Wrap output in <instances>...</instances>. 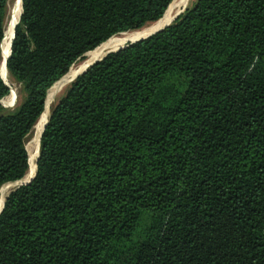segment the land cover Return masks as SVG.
<instances>
[{
  "label": "trees",
  "instance_id": "trees-1",
  "mask_svg": "<svg viewBox=\"0 0 264 264\" xmlns=\"http://www.w3.org/2000/svg\"><path fill=\"white\" fill-rule=\"evenodd\" d=\"M171 1L21 0L0 188L29 168L50 84ZM6 15L0 0V50ZM46 119L33 177L3 199L0 264H264V0H194L89 64Z\"/></svg>",
  "mask_w": 264,
  "mask_h": 264
},
{
  "label": "bare ground",
  "instance_id": "bare-ground-1",
  "mask_svg": "<svg viewBox=\"0 0 264 264\" xmlns=\"http://www.w3.org/2000/svg\"><path fill=\"white\" fill-rule=\"evenodd\" d=\"M15 5L13 10L10 13V16L5 24V37H3L4 39V44L1 47V51H2V56L0 58V75L2 76L3 80L8 83L9 85V80H8V74H7V69L6 66L4 64V56L6 55L7 51H8V46H9V41L11 38V34H12V29L13 26L15 24V21L17 20L16 18H18L17 16L19 15L20 12V8H21V3L20 0H15ZM184 3V0H172L170 2V4L168 5L167 9L165 10L163 16L161 18H159L158 20L154 21L151 25L149 26H145L139 30H129V31H125V32H120L117 34H114L113 36H111L107 41H105L104 43H102L100 46H98L95 50H89L87 51L85 54L87 55V58H85L81 63L75 65H71L69 67L68 70V74L72 75L75 72H77L78 70H80L82 67H84L88 62H90L92 59L97 58L99 55H101L103 53L104 50L112 48V47H117L119 45H121V43H123V41L125 40H130V39H134L138 36L144 35L152 30H154L155 28L161 26L162 24H164L165 22L169 21V19L172 16V12L173 9L177 7H179L180 5H182ZM173 8V9H172ZM115 37L116 40H113V38ZM2 39V41H3ZM92 51V52H91ZM90 54V56H89ZM52 90L49 89L47 96H46V102H45V108L43 110V112L40 114L39 118L37 119L36 123L34 124L32 131H34L35 136L33 141H31V143L28 145V147L30 148V156H29V168L27 170V172L25 173V175L23 177H21L20 179L16 180L15 182H11L9 181V185H13L16 182L19 181H24L27 178H29L33 171H34V160L36 157V151H37V140H38V135L40 133L41 130V125L43 124V122L46 120L48 113H49V106L52 103L53 99H54V93L49 97L48 95H50L49 93ZM58 91V90H55ZM54 91V92H55ZM5 97V96H4ZM1 98L0 101H5V98ZM9 97V96H8ZM41 127V128H40ZM40 129V130H39ZM39 131V132H38ZM31 157V160H30ZM33 169V171H32ZM32 171V172H31ZM31 172V173H30ZM7 183V182H6ZM5 183V184H6ZM7 193V191H6ZM5 193V195H6ZM5 197V196H4ZM0 204H1V200H0Z\"/></svg>",
  "mask_w": 264,
  "mask_h": 264
},
{
  "label": "rangeland",
  "instance_id": "rangeland-1",
  "mask_svg": "<svg viewBox=\"0 0 264 264\" xmlns=\"http://www.w3.org/2000/svg\"><path fill=\"white\" fill-rule=\"evenodd\" d=\"M194 2V0H184V3L182 4V5H180L179 7H177L176 6V8H172L173 9V12H172V16H173V13L175 12V11H178V10H180V9H182V8H184V7H186V6H189V5H191L192 3ZM15 0H7V15H6V17H5V24H6V22H7V20H8V18H9V16H10V13H11V11L13 10V8H14V5H15ZM183 10V9H182ZM181 10V11H182ZM171 16V17H172ZM171 19L172 18H170L169 19V21H171ZM153 22L152 21H148V22H145L144 24H142L141 26H139V27H135V28H131V30H139V29H141V28H143V27H145V26H149V25H151ZM129 30V29H128ZM117 33V32H116ZM117 39V38H116ZM115 39V37L113 38V40H116ZM129 40H125V41H123V43H121V44H124V43H127ZM3 44H4V42H3ZM112 48H115V47H112ZM110 49V48H109ZM95 50V49H94ZM106 50H108V49H106ZM106 50H104L103 51V53L106 51ZM93 51V50H92ZM91 51V52H92ZM102 53V54H103ZM101 54V55H102ZM101 55H99V56H101ZM89 56H90V54H89ZM98 56V57H99ZM85 58H87V55L86 54H83L82 55V57H79V58H77L73 63H72V65H77V64H79V63H81ZM7 71V70H6ZM7 74H8V72H7ZM8 80H9V82H10V85H11V87H12V91H11V94L9 95V97L8 98H10V101H9V104H6V105H3V106H6V107H11V106H13L14 105V103H15V99H16V97H17V95H18V90H19V83L18 82H16L15 80H13V78L10 76V75H8ZM69 81L70 80H68V81H66V82H64L57 90L58 91H55L54 92V99H53V101H52V103L50 104V106H49V109H50V107L55 103V101L58 99V97L64 92V90H65V88H66V86L68 85V83H69ZM8 84V83H7ZM8 87L10 88V86L8 85ZM51 93V92H50ZM49 93V94H50ZM13 96H14V98H13ZM48 97H49V95H48ZM47 97V98H48ZM1 104V103H0ZM2 105V104H1ZM34 136H35V133H34V131H30V134L27 136V138H26V141H25V144H26V147H28V145L31 143V141H33V139H34ZM37 145H38V140H37ZM29 150V149H28ZM36 153H37V151H36ZM20 182V181H19ZM19 182H16V183H14L13 185H10L9 186V184L5 187V186H3V188L1 187L0 188V200H1V203H2V200H3V198H4V196H5V193H6V191L8 192L11 188H13V187H15ZM9 186V188L7 189V187ZM1 205V204H0Z\"/></svg>",
  "mask_w": 264,
  "mask_h": 264
},
{
  "label": "water",
  "instance_id": "water-1",
  "mask_svg": "<svg viewBox=\"0 0 264 264\" xmlns=\"http://www.w3.org/2000/svg\"><path fill=\"white\" fill-rule=\"evenodd\" d=\"M171 1V0H170ZM20 3H21V0H20ZM170 3V2H169ZM168 3V4H169ZM168 4H167V6H168ZM166 6V7H167ZM166 9V8H165ZM165 9H164V11H165ZM183 9V8H182ZM182 9H180V10H178V11H175L174 13H173V16L171 17V18H174ZM164 11H163V13H164ZM20 12H21V8H20ZM20 12H19V14H20ZM162 13V14H163ZM18 17H19V15H18ZM17 20H18V18H17ZM17 20L15 21V23L17 22ZM167 23H169V21H167V22H165L164 24H162L161 26H159V27H157V28H155L154 30H152V31H150V32H148V33H146V34H144V35H141V36H138V37H136V38H134V39H130L128 42H131V41H134V40H136V39H138V38H142V37H144V36H147V35H149L150 33H152V32H154L155 30H157V29H160V28H162L164 25H166ZM12 36H13V29H12V34H11V38H12ZM11 38H10V41H11ZM10 41H9V46H8V51H7V53H6V55L4 56V64H5V60H6V57L8 56V54H9V50H10ZM124 44H126V43H124ZM124 44H121V45H119V46H117V47H115V48H110V49H108V50H106L101 56H99V57H97V58H95V59H92L90 62H88L84 67H82L80 70H78L77 72H75L74 74H72V75H70V74H68V70H69V67H70V65H69V67H68V69L64 72V73H62L58 78H56L51 84H50V86L47 88V90H46V94H45V97H44V102H45V98H46V95H47V93H48V90L49 89H51L52 91L51 92H54L55 90H57L64 82H66V81H68V80H72L77 74H79V73H81L82 71H84L85 70V68L89 65V64H91L92 62H94L95 60H97V59H99V58H101L105 53H107L108 51H111V50H114V49H117V48H119V47H121V46H123ZM88 51V50H87ZM86 53V51L83 53V54H85ZM0 56H2V51L0 50ZM0 77L2 78V76L0 75ZM2 80H3V78H2ZM4 81V80H3ZM5 82V81H4ZM6 83V82H5ZM7 84V83H6ZM8 85V84H7ZM13 98H14V96H13ZM1 99V98H0ZM0 103L2 104V105H6V104H3L1 101H0ZM43 109H44V106H43ZM43 109H42V111H43ZM41 111V112H42ZM40 112V113H41ZM40 115V114H39ZM48 117V116H47ZM38 118V117H37ZM47 120V119H46ZM46 122V121H45ZM45 122L43 123V125H42V128H41V130H40V133H39V135H38V139H39V136H40V134H41V131H42V129H43V127H44V124H45ZM37 155H38V145H37V153H36V157H35V160H34V166H36V163H35V161H36V158H37ZM34 173H35V167H34V171H33V173H32V175L29 177V178H27L26 180H24V181H20L18 184H20V183H24V182H28L32 177H33V175H34ZM17 184V185H18ZM16 185V186H17ZM4 199V198H3ZM2 204H3V200H2V203H1V205H0V209H1V207H2Z\"/></svg>",
  "mask_w": 264,
  "mask_h": 264
}]
</instances>
